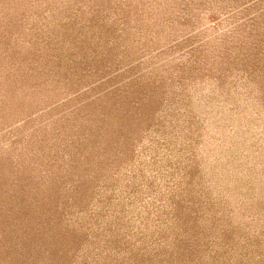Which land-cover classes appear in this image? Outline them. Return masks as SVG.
I'll use <instances>...</instances> for the list:
<instances>
[{"label":"rangeland","instance_id":"374dc122","mask_svg":"<svg viewBox=\"0 0 264 264\" xmlns=\"http://www.w3.org/2000/svg\"><path fill=\"white\" fill-rule=\"evenodd\" d=\"M258 39L264 0H0V264H264Z\"/></svg>","mask_w":264,"mask_h":264},{"label":"trees","instance_id":"16d2710c","mask_svg":"<svg viewBox=\"0 0 264 264\" xmlns=\"http://www.w3.org/2000/svg\"><path fill=\"white\" fill-rule=\"evenodd\" d=\"M263 42H264V39L263 40H261V39H258L257 40V43L260 45L259 47H255V48H257V50L256 49H253V50H256L254 53L256 54L258 51H263L262 52V55L264 56V50H262L263 48L262 47H264L263 45ZM256 46V45H255ZM248 52V51H247ZM250 55H248V57H249Z\"/></svg>","mask_w":264,"mask_h":264}]
</instances>
